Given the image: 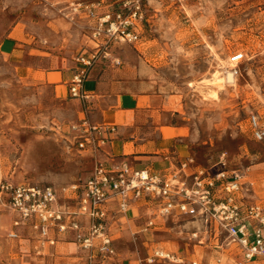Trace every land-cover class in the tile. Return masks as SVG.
<instances>
[{
  "label": "rangeland",
  "instance_id": "1",
  "mask_svg": "<svg viewBox=\"0 0 264 264\" xmlns=\"http://www.w3.org/2000/svg\"><path fill=\"white\" fill-rule=\"evenodd\" d=\"M11 31L32 48L30 58L50 53L66 67L95 46L89 21L72 18L67 0H0V43ZM112 49H129L161 91L175 95L183 151L203 167H212L225 153L227 168L243 176L244 196L264 199V141L254 139L250 126L252 115L264 123V0H147L141 45ZM242 52L245 59L234 68L229 59ZM228 72L233 82L226 79ZM64 90L55 93L22 81L0 54V180L60 190L91 175L99 161L77 147L81 132L74 129L75 106L70 96H61ZM141 216L136 228L120 234L121 261L145 259L151 246L180 251L187 243L193 253L191 224L169 219L160 231L142 232L147 216ZM10 226L5 223L3 232ZM196 250L185 264L196 257L199 264H217L221 257L218 249ZM22 253L20 259L6 254L0 264H77L72 255L50 260L47 253ZM219 264L238 262L224 255Z\"/></svg>",
  "mask_w": 264,
  "mask_h": 264
},
{
  "label": "built area",
  "instance_id": "2",
  "mask_svg": "<svg viewBox=\"0 0 264 264\" xmlns=\"http://www.w3.org/2000/svg\"><path fill=\"white\" fill-rule=\"evenodd\" d=\"M146 1L67 0L72 18L89 21L95 44L87 55L77 58L80 69L70 82L71 97L87 98L83 84L88 70L98 60L110 57V47L141 45ZM244 59L242 52L229 60L235 68ZM250 126L254 139L264 141V123L258 116L250 117ZM114 131L112 126H92L85 119L77 147L94 155L106 140L104 134ZM244 183L238 171L227 168L225 153L212 167L200 166L187 155L164 173L136 168L127 160L116 161L109 167L99 161L88 178L60 190L49 184L2 180L0 206L15 214L10 239L20 238L15 228L28 227L38 240L40 252L71 233L78 248L86 251V264H114L115 239L109 221L116 215L131 214L135 218L131 209L141 206L147 215L142 232L159 231L171 218H185L195 224L189 234L190 244L226 249L239 257L238 264H263L264 204L245 199ZM72 201L73 208L68 204ZM111 202H115V211L109 209ZM183 262L184 257L151 246L145 259H136L133 264ZM189 262L199 264L196 259ZM219 263L221 259L217 260Z\"/></svg>",
  "mask_w": 264,
  "mask_h": 264
},
{
  "label": "crops",
  "instance_id": "3",
  "mask_svg": "<svg viewBox=\"0 0 264 264\" xmlns=\"http://www.w3.org/2000/svg\"><path fill=\"white\" fill-rule=\"evenodd\" d=\"M20 39V36H15L11 31L0 43V54L12 64L17 77L38 89L49 88L55 93L58 92L59 87H62L65 90L62 91L61 96H70V82L79 71V64L72 63L69 67L63 66L50 53H48V58H41V54H34L30 58L29 53L32 48L20 43ZM114 59L119 63L115 64ZM83 88L87 98L80 99L70 96L77 118V125L74 129L81 132V124L85 119L92 126H112L115 129L114 132L104 134L106 140L101 142V147L96 154L93 155L91 151H87L98 161L109 167L116 161L127 160L136 168H148L154 173H164L177 165L184 156L189 155L187 151L182 150L183 146L178 143L184 134V127L178 120H174L176 111H178L175 95L163 93L147 66L139 61L129 49L118 51L112 49L109 60L101 61L88 70ZM248 183L253 189L254 182L248 181ZM244 197L248 202L264 204V199L258 195L253 196L257 199ZM68 204L72 208L75 206L73 201ZM109 209L115 211V202L110 203ZM131 211L135 214V218H132L131 214L128 216L116 215L108 224L115 239L116 258L114 264H133L136 260L121 261L117 252L118 241L122 238L121 232L136 228L146 209L141 206L132 208ZM14 218L15 214L0 206V249L3 250L2 248L6 247L5 243L9 245L15 242L13 243L15 247L7 246L5 251L3 250L4 254L2 251L0 252V258L9 254L13 258L20 259V256L24 254L22 252L31 251L34 254L47 253V258L50 260L58 257L67 258L72 255L71 258L76 260L75 263L86 264V251L78 248L71 233L60 238L55 246H45L40 252H37L38 240L28 227L15 228L20 238L10 239L8 234L13 229ZM171 219L188 222L185 218ZM79 220L84 224L87 223L85 218ZM8 222H11V226L10 229H6V234L2 228ZM188 223L191 224V229L195 225L192 222ZM5 234L8 240L1 239ZM184 245L180 251L157 247L184 257L183 263L175 264H185L189 256L195 257L196 248L201 246L192 244L193 253H190L189 244L185 243ZM206 248L218 249L207 246ZM218 250H220L218 254H221L218 259H221V262L224 255L230 256L235 262L239 261V257H236L232 252L226 249ZM39 259L44 260L45 258ZM194 259L198 261L197 257Z\"/></svg>",
  "mask_w": 264,
  "mask_h": 264
},
{
  "label": "bare ground",
  "instance_id": "4",
  "mask_svg": "<svg viewBox=\"0 0 264 264\" xmlns=\"http://www.w3.org/2000/svg\"><path fill=\"white\" fill-rule=\"evenodd\" d=\"M226 79H227L229 82H233V81H234L233 74L230 73V72H228V73H227V77H226Z\"/></svg>",
  "mask_w": 264,
  "mask_h": 264
}]
</instances>
